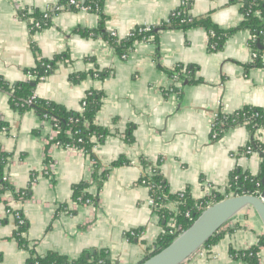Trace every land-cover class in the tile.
I'll return each instance as SVG.
<instances>
[{
  "label": "crops",
  "instance_id": "0c3cea01",
  "mask_svg": "<svg viewBox=\"0 0 264 264\" xmlns=\"http://www.w3.org/2000/svg\"><path fill=\"white\" fill-rule=\"evenodd\" d=\"M61 2L0 0V76L11 83L34 79L27 71L40 60L66 54L37 84L36 95L80 111L90 90L104 93L96 122L110 134L94 147L93 154L100 164L98 177L106 170L107 178L99 189L90 154L59 145L50 121L33 110L20 114L12 108L10 96L0 91V161L2 154L9 155L5 176L16 193L28 192L26 197L7 191L0 198V220L4 221L0 224V264H26L29 248L40 255L55 251L71 259L105 250L110 264H140L165 231V221L152 207L150 188L141 182L145 174H151L141 164L143 157L154 163L162 160L161 171L172 194L189 190L196 200L206 198L209 185L226 192L231 173L238 167L259 173L260 155L240 152L250 140L247 128H231L214 140L212 124L220 111L264 108V53L262 64L257 65L248 30L237 31L220 50L211 51L209 33L199 26L160 30L157 42H135L133 50L122 57L103 36L84 35L78 29L98 28L103 16L105 29L125 39L140 26L167 22L183 0H105L103 14L75 9L69 3L56 11ZM189 2L195 17H209L223 30L244 19L242 4L235 0ZM46 10L52 14L50 25L32 30L30 18ZM22 11L29 17H21ZM180 64L198 65L202 82L184 86L182 95L166 94L173 81L164 68ZM103 72L109 75L100 78ZM74 74L84 76L74 82ZM181 82L177 83L180 87ZM258 138L264 143V130ZM121 157L129 163L112 167ZM82 181L91 184L88 190L97 202H74L73 186ZM15 212L28 222L23 236L29 248L15 238ZM222 232L217 244L202 248L183 264H244L231 250L257 245L264 225L248 209ZM259 257L264 264V246Z\"/></svg>",
  "mask_w": 264,
  "mask_h": 264
},
{
  "label": "trees",
  "instance_id": "16d2710c",
  "mask_svg": "<svg viewBox=\"0 0 264 264\" xmlns=\"http://www.w3.org/2000/svg\"><path fill=\"white\" fill-rule=\"evenodd\" d=\"M78 1L82 4L80 0ZM104 1L89 0L82 5L89 6L90 11L103 14ZM235 1L242 4L244 19L238 26L229 30L220 29L209 17H195L190 11L191 2H188L182 4L167 22H163L159 26L149 27V30H146V26H140L133 30L125 39H119L116 35H112L111 32L105 29L103 16L98 28L85 30L79 28L78 31L84 35L94 34L103 36L116 49L118 54L124 57L133 50L135 42L151 40L157 42L160 30H187L193 27H204L209 33L208 45L211 51L220 50L226 42V39L237 31L248 30L251 34L249 44L256 55L255 62L257 65H261V55L264 53V0ZM65 3H69V0H62L61 6ZM21 16L27 18L29 14L22 12ZM33 16L40 24V26H34L32 24V30L34 31L42 30L51 23V19L44 18L43 13L40 11H36ZM66 57V54H58L53 59L40 60L35 68L27 71L28 77L30 78L31 75H34V79L11 83L0 76V91L10 96L12 108L20 114L28 110H33L42 120L50 121L57 132L55 142L59 145L65 148L75 147L90 154L92 159L95 160L93 179L97 181L98 188L100 189L102 187V181L107 178V171H103L100 177H98L100 164L93 154V149L96 145L103 143L110 134L108 128L100 126L96 122L97 113L102 107L104 93L100 90H90L83 100L80 111L67 109L57 102L36 95L37 84L50 75L59 66V62ZM164 70L173 81L170 88L164 90L166 94L177 93L178 95H182L184 86L202 82V78L197 76L200 70L198 65L180 64L172 69L164 68ZM108 75L109 73L103 72L99 74V77L105 78ZM83 76V74H74L72 75V80L78 82ZM180 80L182 81L181 87L177 84ZM214 123L215 127L212 131V138L214 140L222 138L231 128L237 126H245L247 128L250 134V140L245 147L241 148L240 152L241 155H250L252 153H249V150H251V152L260 155L262 158L260 171L254 175L249 170H243L238 167L231 173L226 192L223 194L220 193L215 198L207 197L202 200H196L189 190L172 194L170 192L169 182L161 171L162 160L154 163L143 157L140 160L141 164L144 168H149L151 174H145L141 182L150 188L151 198L154 201L152 207L162 217V221H165V233L158 239L157 247L146 259L167 247L180 233L189 228L207 206L228 197L242 195L244 193L260 194L264 192V143L258 138L259 131L264 130V108L260 106H246L231 113L220 111ZM129 136L130 134H128ZM8 156L6 153L2 154L0 161V195L5 194L7 191H16L15 187L10 184L5 176V166L8 162ZM128 163L129 160L127 158L121 157L112 163V167H118ZM90 185L89 182L82 181L73 186L74 202L78 204L87 203L88 200L97 202V198L93 197L88 190ZM22 193H24V196H28V192L25 191H20L16 194L20 195ZM202 201L204 204L200 208L199 205ZM174 203L176 204V208L171 209L170 206ZM188 213H190V216L187 215ZM171 220L175 221V226L177 225V227L181 228L174 234L170 233V230L174 229L170 224ZM2 222L4 221L0 220V224ZM28 226V222L24 216L23 222L16 220L15 238L21 246L26 248H29L30 245L23 234L27 232ZM222 237L223 232L220 230L203 248L217 244ZM262 246H264V236L261 237L257 245L241 251L232 249L231 253L234 258L243 261L244 264H260L259 252ZM29 249L31 256L26 264H110L108 253L105 250L87 251L79 258L71 259L55 251L40 255L33 248Z\"/></svg>",
  "mask_w": 264,
  "mask_h": 264
},
{
  "label": "water",
  "instance_id": "95a60500",
  "mask_svg": "<svg viewBox=\"0 0 264 264\" xmlns=\"http://www.w3.org/2000/svg\"><path fill=\"white\" fill-rule=\"evenodd\" d=\"M260 194L228 197L207 208L189 228L180 233L167 247L140 264H183L192 255L245 209H252L264 225V200Z\"/></svg>",
  "mask_w": 264,
  "mask_h": 264
},
{
  "label": "built area",
  "instance_id": "2783aa9c",
  "mask_svg": "<svg viewBox=\"0 0 264 264\" xmlns=\"http://www.w3.org/2000/svg\"><path fill=\"white\" fill-rule=\"evenodd\" d=\"M188 2H189V0H183V4H186ZM69 4H71L72 6H74L75 8H77L79 10L90 11V7L89 6L82 5V4H84V2L82 4H80V2L78 0H69ZM61 9H62V6H57L56 11H60ZM22 12H20V16H21V13ZM43 16H44V18H50L51 19L52 14H51V12L49 10L48 11L46 10V11L43 12ZM30 19H32V24H34V26H40V24L36 21V19H34V17L33 18H30ZM146 30H149V27H147ZM112 35H116V33L113 32ZM30 77L32 78V77H35V76L34 75H31ZM214 122H215V120H214ZM214 127H215V123L212 124V131H213ZM249 153H253V152H251V150H249ZM6 179H8V178L6 177ZM220 193L223 194L224 192L223 191H219L215 187L209 185V192H208L206 198L207 197L208 198L209 197L215 198ZM260 195H261V193H260ZM1 196H3V194L0 195V198H1ZM262 199L264 200V196L262 197ZM87 203H92V201L91 200H88ZM202 204H204L203 201L199 205L200 208L202 207ZM187 215L190 216V213H188ZM14 216L17 218V220H20V222H23V215L21 214V212H15ZM174 223H175V221L174 220H171V223L170 224H171L172 227H174V229H171L170 230V233L171 234H174V233H176L177 231H179L181 229L180 227H177V225L175 226ZM164 233H165V231H164ZM200 250H202V249H200Z\"/></svg>",
  "mask_w": 264,
  "mask_h": 264
},
{
  "label": "rangeland",
  "instance_id": "374dc122",
  "mask_svg": "<svg viewBox=\"0 0 264 264\" xmlns=\"http://www.w3.org/2000/svg\"><path fill=\"white\" fill-rule=\"evenodd\" d=\"M245 210H248V209H245ZM252 209H249V211H251Z\"/></svg>",
  "mask_w": 264,
  "mask_h": 264
}]
</instances>
